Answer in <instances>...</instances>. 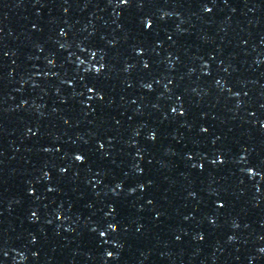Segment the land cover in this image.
I'll list each match as a JSON object with an SVG mask.
<instances>
[{
  "label": "water",
  "instance_id": "1",
  "mask_svg": "<svg viewBox=\"0 0 264 264\" xmlns=\"http://www.w3.org/2000/svg\"><path fill=\"white\" fill-rule=\"evenodd\" d=\"M0 264H264V0H0Z\"/></svg>",
  "mask_w": 264,
  "mask_h": 264
},
{
  "label": "snow or ice",
  "instance_id": "2",
  "mask_svg": "<svg viewBox=\"0 0 264 264\" xmlns=\"http://www.w3.org/2000/svg\"><path fill=\"white\" fill-rule=\"evenodd\" d=\"M101 235H103V233H101Z\"/></svg>",
  "mask_w": 264,
  "mask_h": 264
}]
</instances>
